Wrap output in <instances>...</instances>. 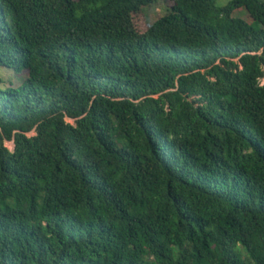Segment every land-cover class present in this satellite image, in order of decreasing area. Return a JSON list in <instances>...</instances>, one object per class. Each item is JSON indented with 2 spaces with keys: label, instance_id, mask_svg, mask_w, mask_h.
I'll use <instances>...</instances> for the list:
<instances>
[{
  "label": "trees",
  "instance_id": "obj_1",
  "mask_svg": "<svg viewBox=\"0 0 264 264\" xmlns=\"http://www.w3.org/2000/svg\"><path fill=\"white\" fill-rule=\"evenodd\" d=\"M158 1L0 0V264H264V0Z\"/></svg>",
  "mask_w": 264,
  "mask_h": 264
},
{
  "label": "rangeland",
  "instance_id": "obj_2",
  "mask_svg": "<svg viewBox=\"0 0 264 264\" xmlns=\"http://www.w3.org/2000/svg\"><path fill=\"white\" fill-rule=\"evenodd\" d=\"M216 1L217 4L224 5L228 0ZM171 4V0H159L155 4L144 7L143 10L135 14L133 19L138 30L144 31L148 27V25L152 24L158 18L163 16L166 13V7L170 6ZM245 18L248 19L246 16ZM17 76L20 75H15L6 69H0V78L4 81L0 82V86H5L9 81H12V83L14 84H19L20 80ZM262 82H264V78L262 79ZM6 144L10 148L13 147V144L11 142H8Z\"/></svg>",
  "mask_w": 264,
  "mask_h": 264
}]
</instances>
